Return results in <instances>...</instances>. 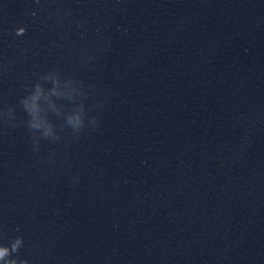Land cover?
Wrapping results in <instances>:
<instances>
[{
  "label": "water",
  "instance_id": "1",
  "mask_svg": "<svg viewBox=\"0 0 264 264\" xmlns=\"http://www.w3.org/2000/svg\"><path fill=\"white\" fill-rule=\"evenodd\" d=\"M3 260L264 264V0H0Z\"/></svg>",
  "mask_w": 264,
  "mask_h": 264
},
{
  "label": "clouds",
  "instance_id": "2",
  "mask_svg": "<svg viewBox=\"0 0 264 264\" xmlns=\"http://www.w3.org/2000/svg\"><path fill=\"white\" fill-rule=\"evenodd\" d=\"M54 83L58 84L59 81L55 80ZM54 88L52 91H56ZM49 93L45 91V89L37 83L34 89L27 95L22 97V104L24 108L30 115L29 126L33 129H39L44 136H56L54 125L46 119V117L42 114L41 107V99H47ZM68 123L73 127V129H79L84 124V116L81 110H77L67 117ZM22 238H17L13 247H17L19 243H21ZM2 264H14V262H10L8 260H3ZM24 264H27L25 261Z\"/></svg>",
  "mask_w": 264,
  "mask_h": 264
}]
</instances>
